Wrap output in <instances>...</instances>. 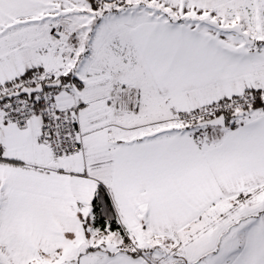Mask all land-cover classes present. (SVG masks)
I'll use <instances>...</instances> for the list:
<instances>
[{
  "label": "snow or ice",
  "instance_id": "snow-or-ice-1",
  "mask_svg": "<svg viewBox=\"0 0 264 264\" xmlns=\"http://www.w3.org/2000/svg\"><path fill=\"white\" fill-rule=\"evenodd\" d=\"M0 264H264V0H0Z\"/></svg>",
  "mask_w": 264,
  "mask_h": 264
}]
</instances>
